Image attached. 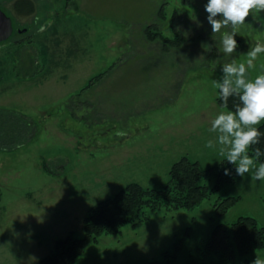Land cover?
I'll return each mask as SVG.
<instances>
[{
	"label": "rangeland",
	"instance_id": "rangeland-1",
	"mask_svg": "<svg viewBox=\"0 0 264 264\" xmlns=\"http://www.w3.org/2000/svg\"><path fill=\"white\" fill-rule=\"evenodd\" d=\"M16 1L0 0L13 27L0 42V264H36L56 239L82 236L92 205L130 182L162 187L182 156L213 169L202 180L208 187L218 171H235L205 147L217 136L211 121L230 111L217 104L212 81L226 63L247 65V52L264 41V12L237 29L229 56L221 39L231 25L213 35L207 0H31L30 13L16 11ZM149 24L184 40H148ZM260 74L264 53L248 69L249 79ZM227 196L237 202L216 215L214 203ZM144 211L147 219L99 235L74 264H144L175 242L169 264L217 260L201 252L216 224L246 215L264 226V181L235 171L191 209ZM256 255L264 259V248L236 254L233 264Z\"/></svg>",
	"mask_w": 264,
	"mask_h": 264
},
{
	"label": "trees",
	"instance_id": "trees-1",
	"mask_svg": "<svg viewBox=\"0 0 264 264\" xmlns=\"http://www.w3.org/2000/svg\"><path fill=\"white\" fill-rule=\"evenodd\" d=\"M13 6L18 12L26 9L30 13L34 10L31 0H17ZM158 13L163 16L162 11L158 10ZM144 32L148 40L159 39L166 46H179L184 40L180 32H176L174 38L163 36L155 24L147 25ZM91 82L92 80L87 86H90ZM216 102L223 107L218 89ZM239 103L238 97H230L226 109L235 111V106ZM257 127L261 133H264V122ZM256 148L264 152V135L261 136L259 144L249 149V153L254 155ZM259 162H264V156L260 157ZM212 170V168H202L198 161L182 156L170 166L167 181L162 187H145L137 182L127 183L113 195L99 200L87 210L82 218L81 237L68 234L56 239L50 252L40 258L36 264H74L87 245L97 241L99 235L116 234L128 221L135 223L147 219L145 208L149 210L161 206L167 209L193 208L218 191L223 183L232 181L235 176L234 169H231L230 175H223L224 172L218 171L215 183L208 187L202 180L206 179ZM237 199V196H227L216 201L213 205L216 215H224ZM188 230L189 227L186 228L185 234ZM179 248L180 242H175L172 251L163 252V259H153L144 264H169L174 260ZM261 248H264V226H260L252 216L241 215L229 227L224 223L216 224L206 239L201 251L203 256L215 253L219 257L217 260L209 263L204 261L197 263L192 260L188 264H233L236 254Z\"/></svg>",
	"mask_w": 264,
	"mask_h": 264
},
{
	"label": "clouds",
	"instance_id": "clouds-1",
	"mask_svg": "<svg viewBox=\"0 0 264 264\" xmlns=\"http://www.w3.org/2000/svg\"><path fill=\"white\" fill-rule=\"evenodd\" d=\"M205 11L213 35L231 25L232 31H224L221 39L223 53L230 56L239 47L235 39L237 29L245 24L250 15L264 12V0H207ZM262 53L264 41H257L247 52V65L238 64L235 60L226 63L222 68V80L212 81L219 90L223 107H227L229 98L233 96L238 97L240 103L235 106L234 112L221 111L211 121L209 131L217 134L216 140H209L205 145L217 150L219 156L233 164L237 175L244 177L251 172L252 180L259 181H264V162H259L264 152L256 148L251 155L249 149L259 144L264 135L257 127L264 121V74L249 79L248 69L254 66V61ZM224 174L230 175L229 170L225 169ZM251 264H264V259L256 255Z\"/></svg>",
	"mask_w": 264,
	"mask_h": 264
},
{
	"label": "water",
	"instance_id": "water-1",
	"mask_svg": "<svg viewBox=\"0 0 264 264\" xmlns=\"http://www.w3.org/2000/svg\"><path fill=\"white\" fill-rule=\"evenodd\" d=\"M12 30L11 18L0 9V42L8 39L12 34Z\"/></svg>",
	"mask_w": 264,
	"mask_h": 264
}]
</instances>
